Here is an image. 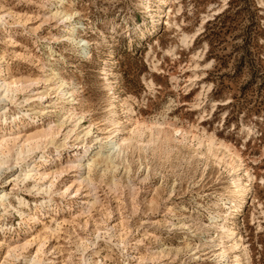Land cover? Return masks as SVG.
I'll return each instance as SVG.
<instances>
[{"label":"rangeland","instance_id":"rangeland-1","mask_svg":"<svg viewBox=\"0 0 264 264\" xmlns=\"http://www.w3.org/2000/svg\"><path fill=\"white\" fill-rule=\"evenodd\" d=\"M0 109V264H264V0H0Z\"/></svg>","mask_w":264,"mask_h":264},{"label":"bare ground","instance_id":"bare-ground-1","mask_svg":"<svg viewBox=\"0 0 264 264\" xmlns=\"http://www.w3.org/2000/svg\"><path fill=\"white\" fill-rule=\"evenodd\" d=\"M0 114H1V109H0ZM1 154H4V151H3V146L0 148V155ZM2 156V155H1ZM27 176H29V175H27ZM1 197V196H0Z\"/></svg>","mask_w":264,"mask_h":264}]
</instances>
